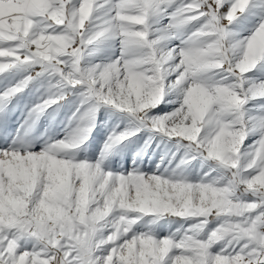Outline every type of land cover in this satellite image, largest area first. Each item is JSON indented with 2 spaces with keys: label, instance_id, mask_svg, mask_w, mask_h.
Returning <instances> with one entry per match:
<instances>
[{
  "label": "snow or ice",
  "instance_id": "6c2138e0",
  "mask_svg": "<svg viewBox=\"0 0 264 264\" xmlns=\"http://www.w3.org/2000/svg\"><path fill=\"white\" fill-rule=\"evenodd\" d=\"M0 264H264V0H0Z\"/></svg>",
  "mask_w": 264,
  "mask_h": 264
}]
</instances>
